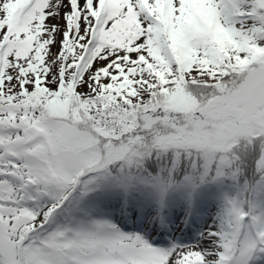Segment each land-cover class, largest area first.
Here are the masks:
<instances>
[{
	"label": "snow or ice",
	"instance_id": "1",
	"mask_svg": "<svg viewBox=\"0 0 264 264\" xmlns=\"http://www.w3.org/2000/svg\"><path fill=\"white\" fill-rule=\"evenodd\" d=\"M0 264H264V0H0Z\"/></svg>",
	"mask_w": 264,
	"mask_h": 264
}]
</instances>
